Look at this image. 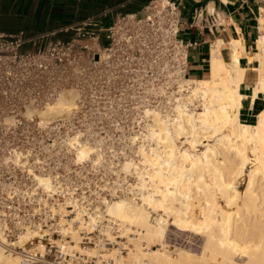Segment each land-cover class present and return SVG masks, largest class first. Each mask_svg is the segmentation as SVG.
Returning <instances> with one entry per match:
<instances>
[{
    "label": "built area",
    "instance_id": "2783aa9c",
    "mask_svg": "<svg viewBox=\"0 0 264 264\" xmlns=\"http://www.w3.org/2000/svg\"><path fill=\"white\" fill-rule=\"evenodd\" d=\"M109 13L30 37L0 33V224L11 241L27 230L43 235L34 254L10 247L32 264H117L101 254H127L129 242L118 234L82 233L79 245L92 254L61 231L63 219L96 214L132 188L101 182L102 168L78 161L77 149L88 145L103 161L109 144L120 143L116 160L131 158L150 122L147 110L172 113L191 90L193 44L180 36L175 3L151 0L142 14ZM67 94L73 106L49 112ZM39 176L50 179L49 188Z\"/></svg>",
    "mask_w": 264,
    "mask_h": 264
},
{
    "label": "bare ground",
    "instance_id": "6f19581e",
    "mask_svg": "<svg viewBox=\"0 0 264 264\" xmlns=\"http://www.w3.org/2000/svg\"><path fill=\"white\" fill-rule=\"evenodd\" d=\"M236 44L231 63L214 50L211 77L190 80L189 94L176 100L172 113L147 110L150 122L137 144L139 157L127 159L120 168L137 179L130 194L87 218L78 211L73 221H61L62 233L70 235L78 249L98 254L79 244L82 233L100 228L108 238L118 234L129 242L126 255L117 248L101 254L117 264H264V111L254 124L239 118L246 70ZM257 48L249 57L259 63L255 97L264 90V33ZM71 96L65 95L49 112H67L73 106ZM77 150L78 161L96 154L84 144ZM96 157L95 163L102 160L101 154ZM37 179L44 189L50 187L48 177ZM171 224L201 235V252L173 254L165 244ZM42 238L38 231L27 230L10 242L0 224V264H32L10 247L34 254L43 248Z\"/></svg>",
    "mask_w": 264,
    "mask_h": 264
},
{
    "label": "crops",
    "instance_id": "0c3cea01",
    "mask_svg": "<svg viewBox=\"0 0 264 264\" xmlns=\"http://www.w3.org/2000/svg\"><path fill=\"white\" fill-rule=\"evenodd\" d=\"M150 1L0 0V33L35 36L107 10L109 18L142 14ZM171 1L181 13V38L193 44L189 57L191 80L211 77L214 50L219 49L222 59L231 63L234 43H237L235 47L242 53L240 64L246 70L240 88L244 99L239 118L245 124L256 123L258 115L264 111V90L255 97L260 80L259 63L250 62L249 57L253 58L258 52L257 42L264 33V0ZM67 37L59 35L57 38Z\"/></svg>",
    "mask_w": 264,
    "mask_h": 264
},
{
    "label": "rangeland",
    "instance_id": "374dc122",
    "mask_svg": "<svg viewBox=\"0 0 264 264\" xmlns=\"http://www.w3.org/2000/svg\"><path fill=\"white\" fill-rule=\"evenodd\" d=\"M136 131H138V129H136ZM119 144L118 143L109 144V146H108L109 148L107 150L110 154L109 158L108 157L104 158L103 161L101 160V161L97 162L96 165H98L100 168H102V172H104V174L101 176L102 177L101 182H107L109 185H112V186L126 185L128 187H131V185H133L135 182H137L136 177L132 176V175H126L125 173H123L120 170L121 165L127 159L119 162L114 157L116 154L120 153L121 149L123 148V146H121ZM205 144H207V142H205L204 145ZM204 145L199 147L200 151L204 150ZM133 146L135 149V154H133L131 156V158H128V160H132V159L137 160L139 157V155L136 153L137 147H138L137 144H135ZM129 147H132V146H129ZM96 158H97L96 154L92 155V157L90 158L94 164H95L94 159H96ZM88 160L89 159H87V161ZM84 161H86V160H84ZM84 161H80V162H84ZM116 168L119 169V173L116 172L117 171ZM248 169H250V166ZM246 181L247 180H245V179L241 180L240 185H239V189L241 191L245 189ZM154 217H155V214H154ZM10 242H16V241L10 240ZM165 244L169 245L168 247L170 248V250H172L171 252L173 254H176L179 250H186V251H189V252L194 253V254H196V253L199 254L201 252V249H202L201 247L203 245V238L201 235H198V234H195L192 232L190 233V231L189 232L188 231L187 232L186 231H180V230H178V228L176 226H174V225L172 226V224H171L170 228L166 234ZM161 247L162 246H159V248H161ZM154 248H156V247H154ZM17 252L19 253L22 251L17 249Z\"/></svg>",
    "mask_w": 264,
    "mask_h": 264
}]
</instances>
